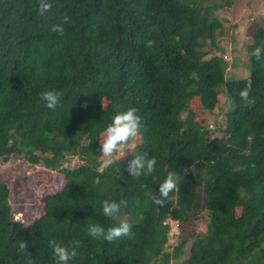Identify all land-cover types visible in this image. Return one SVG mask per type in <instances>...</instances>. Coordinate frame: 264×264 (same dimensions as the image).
<instances>
[{
  "label": "trees",
  "instance_id": "obj_1",
  "mask_svg": "<svg viewBox=\"0 0 264 264\" xmlns=\"http://www.w3.org/2000/svg\"><path fill=\"white\" fill-rule=\"evenodd\" d=\"M203 1L44 0L41 13V0H0V157L22 154L67 180L28 225L12 218L0 181V264H55L50 240L77 242L69 264H264V28L244 45L247 76L228 77L227 61L211 54L216 5ZM257 46L260 59L249 54ZM222 87V121L199 124L191 101L212 112ZM46 90L60 93L54 109L39 98ZM129 108L140 140L100 170V131ZM80 153L84 163L62 165ZM136 154L156 158L152 174L129 175ZM169 171L180 175L178 191L156 205ZM104 199L123 202L119 217L102 215ZM203 209L204 232L188 233ZM121 219L126 236L87 235L89 223Z\"/></svg>",
  "mask_w": 264,
  "mask_h": 264
},
{
  "label": "rangeland",
  "instance_id": "obj_2",
  "mask_svg": "<svg viewBox=\"0 0 264 264\" xmlns=\"http://www.w3.org/2000/svg\"><path fill=\"white\" fill-rule=\"evenodd\" d=\"M203 2L205 5H216L213 14L222 25L218 32L217 49L212 50L211 54H217L227 61L226 75L228 77H246L244 45L249 41L256 27L264 28V0H204ZM106 104L107 102L103 101V105ZM191 105L195 112V120L203 126L214 128L222 121L227 107L223 87L219 91V103L212 112L203 111L198 99H193ZM101 139L100 136L98 142ZM135 139L140 140L138 136ZM132 146V143H128L121 154L103 156L98 153L96 161L100 163L99 169L102 170L109 162L122 156ZM83 159L85 156L81 153L77 157L68 156L62 165L72 169L84 163ZM0 181L4 182L8 188L12 218L28 225L43 215L44 199L60 192L67 180L63 174L45 167L42 162L30 165L22 154H12L7 159L0 157ZM236 213H239V209ZM198 215H203L202 220L189 225L188 233L202 234L204 232L207 213L203 209ZM168 222L171 226L170 244H174L179 232L174 221L168 220Z\"/></svg>",
  "mask_w": 264,
  "mask_h": 264
},
{
  "label": "clouds",
  "instance_id": "obj_3",
  "mask_svg": "<svg viewBox=\"0 0 264 264\" xmlns=\"http://www.w3.org/2000/svg\"><path fill=\"white\" fill-rule=\"evenodd\" d=\"M49 8V4L41 0L39 10L41 13ZM66 19V18H65ZM52 30L62 34V27L59 24L53 25ZM257 59H260V46L254 47L249 53ZM60 93L56 90H46L39 94L44 106L54 109L59 102ZM140 134V116L135 108H129L125 111L115 112L108 122L100 131L102 139L98 143L99 153L103 156L121 154L125 148L126 142ZM156 158L148 157L147 154H136L127 161V172L131 177L149 175L154 172L156 167ZM180 175L174 171H169L162 180L157 184L159 196H153V203L163 205L169 198V193L178 191L177 184ZM115 200L104 199L100 202V212L104 217L116 218L121 215V204ZM87 235L92 239L111 242L121 236L130 233V225L126 220L121 219L119 223L103 225L100 223H89L86 228ZM20 248L23 249L25 244L20 242ZM49 246L55 259V264H69L77 255V242H73L68 247L50 240ZM31 264V261L28 262Z\"/></svg>",
  "mask_w": 264,
  "mask_h": 264
}]
</instances>
